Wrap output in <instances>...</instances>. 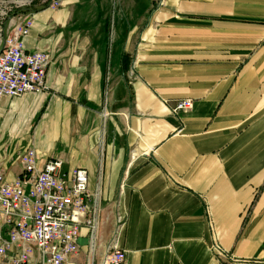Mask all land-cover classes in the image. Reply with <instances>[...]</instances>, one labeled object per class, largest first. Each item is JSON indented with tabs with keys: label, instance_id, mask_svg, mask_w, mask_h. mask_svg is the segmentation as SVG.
I'll use <instances>...</instances> for the list:
<instances>
[{
	"label": "crops",
	"instance_id": "crops-1",
	"mask_svg": "<svg viewBox=\"0 0 264 264\" xmlns=\"http://www.w3.org/2000/svg\"><path fill=\"white\" fill-rule=\"evenodd\" d=\"M59 1L19 12L51 64L46 92L0 98L6 180L30 146L90 191L102 168L99 254L120 214L126 264H264V0Z\"/></svg>",
	"mask_w": 264,
	"mask_h": 264
},
{
	"label": "built area",
	"instance_id": "built-area-1",
	"mask_svg": "<svg viewBox=\"0 0 264 264\" xmlns=\"http://www.w3.org/2000/svg\"><path fill=\"white\" fill-rule=\"evenodd\" d=\"M36 0H0V98H20L48 90L47 52H28L24 38L33 27V17L19 12ZM53 9L59 0H43ZM115 3L117 0H114ZM163 7L165 0H155ZM134 74V73H133ZM192 99L179 100L173 115L190 112ZM22 174L8 182L0 170V264H83L80 240L88 239L84 264H126L119 238L126 225L118 215L109 243L99 254L102 224V168L94 191L89 190V173L76 168L64 174V162L51 158L42 166L35 147L20 156ZM86 231L84 234L83 231ZM218 255L221 248L214 247Z\"/></svg>",
	"mask_w": 264,
	"mask_h": 264
},
{
	"label": "rangeland",
	"instance_id": "rangeland-1",
	"mask_svg": "<svg viewBox=\"0 0 264 264\" xmlns=\"http://www.w3.org/2000/svg\"><path fill=\"white\" fill-rule=\"evenodd\" d=\"M110 41H111V39H110ZM111 44V43H110ZM113 50H114V45L112 44V45H110V51H111V58H112V52H113ZM112 60V59H111ZM84 264V263H83Z\"/></svg>",
	"mask_w": 264,
	"mask_h": 264
}]
</instances>
